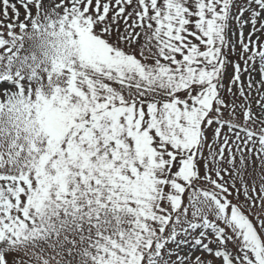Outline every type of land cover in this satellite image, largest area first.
<instances>
[{
    "label": "snow or ice",
    "instance_id": "snow-or-ice-1",
    "mask_svg": "<svg viewBox=\"0 0 264 264\" xmlns=\"http://www.w3.org/2000/svg\"><path fill=\"white\" fill-rule=\"evenodd\" d=\"M0 264H264V0H0Z\"/></svg>",
    "mask_w": 264,
    "mask_h": 264
},
{
    "label": "rangeland",
    "instance_id": "rangeland-1",
    "mask_svg": "<svg viewBox=\"0 0 264 264\" xmlns=\"http://www.w3.org/2000/svg\"><path fill=\"white\" fill-rule=\"evenodd\" d=\"M235 38V37H233ZM229 71H231V69H229ZM193 251H195V248H193ZM189 254L191 255V252H189ZM197 254H199V252H197Z\"/></svg>",
    "mask_w": 264,
    "mask_h": 264
}]
</instances>
